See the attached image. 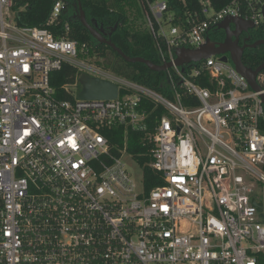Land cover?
<instances>
[{
	"label": "built area",
	"instance_id": "built-area-1",
	"mask_svg": "<svg viewBox=\"0 0 264 264\" xmlns=\"http://www.w3.org/2000/svg\"><path fill=\"white\" fill-rule=\"evenodd\" d=\"M137 2L159 65L171 64L164 93L65 36L63 0L44 28L19 26L13 1L0 0V264L264 261V71L256 91L228 55L175 64L176 49H200L225 19L264 29V0ZM64 65L79 71L71 100L51 82ZM83 74L117 85L118 98L78 99ZM118 127L113 153L105 132ZM129 132L151 158L138 162L140 186L123 161L136 159ZM145 169L162 185L147 191Z\"/></svg>",
	"mask_w": 264,
	"mask_h": 264
},
{
	"label": "trees",
	"instance_id": "trees-1",
	"mask_svg": "<svg viewBox=\"0 0 264 264\" xmlns=\"http://www.w3.org/2000/svg\"><path fill=\"white\" fill-rule=\"evenodd\" d=\"M13 11L16 13V22L21 27L44 28L50 17L52 7L57 0H12ZM67 9L71 13H77L75 9L77 0H63ZM218 8L226 7L232 0H212ZM178 0H171L170 7L177 9ZM82 8L85 12L88 22L94 20L98 25H103L107 32L116 31L112 34L110 40L131 58H143L159 65L157 51L154 41L146 29L137 28L134 19L135 15L142 16V9L137 0H81ZM136 12H135V11ZM133 15V16H132ZM132 16V17H131ZM68 15L62 16V25L68 23L70 31L62 32L71 40H77L81 44H86L92 55L100 59H106L107 53L114 55L115 61L106 64L108 69H112L119 75L125 76L139 84L150 87L160 93H164L167 88L166 73L153 72L146 65L141 63H127L110 47L104 45L98 47L90 32L84 28L79 20L72 21ZM51 30H53L51 28ZM255 38H264V29H257L254 32ZM246 67L256 69L264 64V46L250 51L242 57ZM79 71L71 66L64 65L60 71L52 74V86L56 90V95L61 100H71L73 96L66 92L67 85L77 82ZM161 115V111L157 116ZM105 134L110 139L113 153H117L114 146L122 147L125 139V129L123 127L108 130ZM143 134L129 132L128 150L135 156L140 165L151 161L150 157L143 155L144 149L141 145ZM145 188L150 191L162 185L160 175L151 169H145ZM263 261V260H262ZM264 264V261L262 262Z\"/></svg>",
	"mask_w": 264,
	"mask_h": 264
},
{
	"label": "water",
	"instance_id": "water-1",
	"mask_svg": "<svg viewBox=\"0 0 264 264\" xmlns=\"http://www.w3.org/2000/svg\"><path fill=\"white\" fill-rule=\"evenodd\" d=\"M75 9H78L79 22L84 28H86L90 32L94 40L98 43V47L102 45H106L110 47L111 49H113V51L116 52L127 63L144 64L153 72H157V73L165 72L167 69L171 68V64L157 65L143 58H131L127 56L121 49H119L110 40L112 34L116 31L117 26L108 33H106L105 31H102V29L101 31H98L97 29L98 24L94 20L91 23L88 22L85 12L82 8L81 0H77V5L75 6ZM231 24L236 25L237 30L241 28L242 29L241 31H245V32H247L251 28H254V23H251L250 21L247 22L243 20L242 18L231 17L219 23V25L217 26V29L224 30L229 35L228 26H231ZM206 42L207 44L202 46L200 49H195V50L188 49V48L176 49L175 50L176 66L184 69V66L187 64L199 62L201 60L207 59L214 55H224V57H222V60L224 62H228L227 60L228 57L226 56L228 55L229 59L231 60V62H233L237 71L248 80L250 86L254 90L260 91V87L257 83V76L264 71V64H262L256 69L248 68L245 66L242 60L244 48H240V50L238 51L234 49H228L227 48L228 42L224 45L211 42L210 35L207 37ZM261 46H264V38L248 47L249 49L250 48L256 49ZM79 83L82 89L78 93L77 97L80 100L111 101V100H116L118 98V95H119L118 86L110 81L90 77L89 75L83 74L79 79ZM263 101H264V96H263ZM259 207L262 209L261 204H259Z\"/></svg>",
	"mask_w": 264,
	"mask_h": 264
},
{
	"label": "flooded vegetation",
	"instance_id": "flooded-vegetation-1",
	"mask_svg": "<svg viewBox=\"0 0 264 264\" xmlns=\"http://www.w3.org/2000/svg\"><path fill=\"white\" fill-rule=\"evenodd\" d=\"M66 10L64 12V15H68L69 18L73 19V20L71 19L72 21L78 20L79 14L71 13L70 9L68 10L67 7H66ZM92 21L93 20H91V22ZM97 29L98 31H101L102 29V31H105L106 33H108L106 29H104L103 25H98ZM236 30H237V26L234 24H231V26H228L229 35L224 30L215 29L210 33V41L214 43H218L220 45H224L228 42L227 48L234 49L236 51L240 50V48H244V51H243V56H244L251 49V48L249 49L248 46L253 45L254 43H256L257 41L261 39L255 38L254 32L255 30H257L255 28H251L247 32L241 31L242 30L241 28H239L237 31ZM96 44L98 46L97 42Z\"/></svg>",
	"mask_w": 264,
	"mask_h": 264
},
{
	"label": "rangeland",
	"instance_id": "rangeland-1",
	"mask_svg": "<svg viewBox=\"0 0 264 264\" xmlns=\"http://www.w3.org/2000/svg\"><path fill=\"white\" fill-rule=\"evenodd\" d=\"M132 19H134V22H135L137 28H139V29H145L146 28V26H147L146 21L147 20H146V15L144 13H142V16L135 15L134 18L132 17ZM112 61H115V57H114V55L112 53L108 52L107 53V57L104 60V62H105V64H108V63L111 64ZM81 89L82 88H81V85H80L74 91L76 93H79L81 91ZM123 161H124L126 167L128 168L129 172L131 173L133 179L140 186V181H141V179L143 177V169L139 165L138 161L136 159H134L133 157L129 156V155L128 156H125L124 159H123Z\"/></svg>",
	"mask_w": 264,
	"mask_h": 264
}]
</instances>
